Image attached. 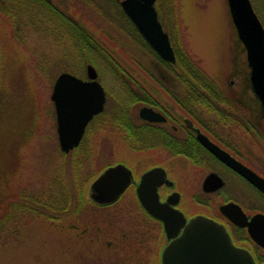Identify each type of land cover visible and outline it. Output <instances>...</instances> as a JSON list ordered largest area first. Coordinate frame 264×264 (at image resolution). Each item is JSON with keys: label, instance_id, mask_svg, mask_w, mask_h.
Listing matches in <instances>:
<instances>
[{"label": "rangeland", "instance_id": "374dc122", "mask_svg": "<svg viewBox=\"0 0 264 264\" xmlns=\"http://www.w3.org/2000/svg\"><path fill=\"white\" fill-rule=\"evenodd\" d=\"M166 1L173 5L171 12L166 11L173 17V23L168 26H172L170 29L175 37H180L181 52L196 57L203 70L221 86L229 100V96H232L230 90L242 94L241 100H255L256 96L248 86L249 69L245 51L236 41L226 0ZM93 2L96 8L81 2L80 18L84 20L81 22L90 29L98 43L125 61L126 65L135 68L130 59L132 56L143 59L144 52L135 44V33L131 26L125 23L123 27L106 0ZM14 15V11L0 12V219L8 212L10 203L19 191L42 193L43 186L48 184L47 178L56 175L55 171L61 167L64 156L57 141L54 108L50 99L52 85L62 71L83 77L85 65L88 64L79 61L83 50L81 47L74 53L73 45L78 41H74L76 35L72 31L60 30V26L55 30H51V26L18 27L11 23L12 19H16ZM163 17L166 24L167 15L163 14ZM84 48L85 51H97L92 45ZM89 58L95 65L89 63L95 68L98 66V79L104 88L118 95L117 78L111 74L109 66L106 67L103 57L94 53ZM148 87L160 92L159 84H149ZM109 97L112 101L113 97ZM164 98L170 100L169 96ZM136 105L133 106L135 112L140 103ZM93 131L94 134L89 138L92 149L96 151L90 160L93 161L91 166L96 175L107 163L121 162L130 166V161L136 159L137 162L131 163H137L135 170L139 171L143 161L138 160L143 157V152H128L127 149L132 146L118 140L111 132L98 130L95 134L96 130ZM242 131L238 132L242 151L261 154L259 148L245 135L244 129ZM183 170L177 173V187L183 196L181 207L186 211V208L192 209L189 208L190 189L185 184ZM94 178L91 177L85 184V199H88L89 185ZM222 193L232 199H242L230 186H226ZM129 194L127 190L124 197L129 198ZM56 200L54 205L58 210L50 212V215L59 220L32 217L16 221L13 230L16 238L10 236L11 232L0 236V264H127L121 260L122 254L125 255L123 251H119L118 256L116 253L109 254V246L105 243L109 236L82 231L83 227H90L87 225H90L95 215L91 213L90 207L87 212L79 210V215L65 216V205L60 204L59 199ZM254 203L258 210H264V202L259 197ZM10 215L14 220L18 217L16 213ZM103 221L99 216L96 223L104 226ZM8 224L9 220L3 226L7 227Z\"/></svg>", "mask_w": 264, "mask_h": 264}, {"label": "flooded vegetation", "instance_id": "af4514ba", "mask_svg": "<svg viewBox=\"0 0 264 264\" xmlns=\"http://www.w3.org/2000/svg\"><path fill=\"white\" fill-rule=\"evenodd\" d=\"M89 1L92 2L93 0ZM114 1L122 10V0ZM81 2L82 0H0V12L1 10L5 13L14 11L16 19H12L11 23L15 26L18 25V27L41 26L48 28L51 24L60 26L58 19L66 15L70 19L69 27L74 28L72 31V34L76 35L74 41H78L81 37ZM109 5L113 7V2ZM153 5L161 26L170 38L173 35V30L170 29L172 26L169 27L168 24L173 23V17L166 11L171 12L173 5L168 4L166 0H154ZM18 11L21 12L20 15ZM163 14L167 15L166 24L164 23ZM127 20V24L136 29L128 17ZM83 78L86 79V76ZM167 87V85L159 84L160 92L153 93L154 97L150 101L141 102L138 105L137 112L133 110V107L131 121H124V135H129V132L132 131L141 140V146L128 148L127 151L144 153L143 157L138 160L143 161L142 168L140 167L139 171H136L135 165L137 163H131L137 162V159L131 160L130 166L123 163L130 169L132 181L114 201L98 203L88 198L91 203V213L95 215L92 217L90 225H87L90 227H83L82 231H91V233L109 236V240L105 242L109 246V254L116 253L118 256V252L123 251L125 255L122 254L121 260L127 262V264H161L160 253L168 242L163 231L162 222L145 210L135 191L140 175L144 171L161 167L166 178L172 181V185L169 186L163 182L157 188L160 201L166 200L170 193L177 191L179 200L174 207L183 212L187 219L194 215H204L220 222L225 226L234 245L247 249L255 264H264V228L257 226V234L252 237L248 234L246 226L234 224L222 214L219 208L221 204L234 202L242 209L247 220H250L256 213L264 214V210H258L254 203L257 197L264 202V193L215 156L198 138L199 134L203 135L211 143L217 145L258 176L264 178V128L262 122L264 110L256 98L251 102H247V100H241L242 94L231 90L230 100L197 101V106L188 107L186 102L176 100L174 96L170 100L163 99V97L170 95L165 90ZM172 87L175 86L172 85ZM219 88L222 95L226 97L221 86ZM105 96H107L106 93ZM253 104L256 106L253 107ZM232 105L236 106L235 109H230L233 108ZM141 107L151 108L158 112L160 117L156 120L141 117L139 115ZM104 108L105 105H103L102 111L105 110ZM107 112L109 118V107ZM96 116L94 115L93 120L91 119L86 125L83 137L87 134L89 125L94 123ZM131 122L134 125H131ZM107 125L104 130L109 133L111 132L109 131V123ZM242 129H244L245 135L259 148L261 154L244 153L242 151L238 135V132H241ZM97 130L99 129H96L95 134L98 132ZM93 132L89 136H92ZM77 151L90 154L95 153L96 150L81 148ZM157 152L160 153L156 156ZM116 163L110 162L104 166L107 167ZM182 165L184 168V172H182L185 174L186 179L185 184L190 189L188 196H190L191 206L189 208L192 210L186 208L187 212L181 207L183 196L177 187L179 182L177 173L183 169H181ZM211 173L214 174L216 180L220 178L222 184L214 190H207L204 186L205 178ZM207 185L213 184L208 181ZM226 186H230V189L239 198L241 196L243 201L241 198L240 202L238 199L224 196L222 190ZM127 190L130 193L129 198L124 197ZM99 216L105 220L103 221L104 226L96 223ZM258 225L264 227V223Z\"/></svg>", "mask_w": 264, "mask_h": 264}, {"label": "water", "instance_id": "95a60500", "mask_svg": "<svg viewBox=\"0 0 264 264\" xmlns=\"http://www.w3.org/2000/svg\"><path fill=\"white\" fill-rule=\"evenodd\" d=\"M153 1L122 0L121 6L149 46L162 59L174 62V51L157 19ZM226 4L237 38L245 50L251 88L264 109V27L250 0H226ZM86 76L87 79H82L63 71L53 83L50 99L55 110L59 146L64 152L79 144L86 124L103 108L105 93L92 64L86 65ZM139 115L150 120L160 117L158 112L149 107H141ZM198 138L215 156L264 193V178L203 135L199 134ZM214 177L211 173L205 178L204 186L207 190L221 186L220 178L216 180ZM131 181V171L124 164L110 165L90 183L89 196L98 203L112 202ZM208 181L213 185L208 186ZM163 182L172 185L164 170L154 167L140 175L135 187L141 205L162 222L168 242L160 253L161 264H255L247 249L233 244L223 224L204 215H194L187 219L183 212L175 208L179 200L177 191L160 201L157 188ZM219 208L234 224L246 226L252 237L257 234V226L264 228L258 225L264 223V214L256 213L247 220L239 205L234 202L221 204Z\"/></svg>", "mask_w": 264, "mask_h": 264}, {"label": "trees", "instance_id": "16d2710c", "mask_svg": "<svg viewBox=\"0 0 264 264\" xmlns=\"http://www.w3.org/2000/svg\"><path fill=\"white\" fill-rule=\"evenodd\" d=\"M82 2L86 6L88 5L96 8L93 6V1L82 0ZM106 2H113V10L117 19L122 23L123 27L126 26L125 23L127 24L128 20L121 8L117 6L114 0H106ZM251 2L264 27V0H251ZM261 9L263 10V14H261ZM18 13L19 15L21 14L20 11H18ZM58 20L61 24L60 30H74L73 27H69L68 23L70 19L66 15ZM81 21L84 20L81 19ZM57 28L58 26L51 24V30ZM132 32L135 33V35L132 34L135 36V44L144 52L143 59L135 58L134 56L130 59L134 66H136L135 68L126 65L125 61H121L120 58L109 52V49L104 47L101 43H98L85 23H81V37L78 43L76 42L73 45L74 53L76 54V52L79 51V47L83 49L82 56L79 58L81 64L93 62L91 58H89L90 54L97 53L101 55L106 62V67L109 66L111 74L115 75L117 78L116 83L119 93L117 95L116 92L114 93V91L111 90L112 93H110L107 90L108 101L105 110L94 118V123L89 125L87 134L84 136L81 143L74 150L63 153L64 160L60 164L61 167L57 169V172L55 171L56 175L53 174L50 176L51 178H47L48 184L43 186L44 190L42 193L19 191L14 201L10 203L8 212L0 219V236H6L11 232L10 236L16 238L13 232L16 227V221L29 220L32 217H45L49 220H59L50 215V212L58 210L54 205L57 201L56 199H59L60 204L65 205L63 208L65 216L79 215L81 213L80 211L85 210L87 212L90 209L91 203L88 199H85L86 194L84 188L87 181L91 177H94L95 174L91 166V162L93 161L90 160L95 154L79 152L77 150L81 148H92L89 135L94 129H106L108 123L109 131H111L113 135H116L118 140L120 139L132 147L141 146V140L139 137H136L132 131L129 132V135H124L123 124L126 120L131 121L130 117L132 116L133 106L143 101L145 102L146 100L150 101V99H153V93L157 90L148 87L149 84L167 85L168 87L165 90L170 94L169 97L172 98V96H174L176 100L186 102L188 107L197 106V101L203 102L212 99H228L222 95L219 85L203 70L199 64V60L192 54L190 55V53L181 52L180 46H182V43L180 42L179 36L175 37V35H172L170 37L175 53V62L171 63L161 59L142 36L139 35L136 29L132 28ZM236 41L239 42L238 40ZM89 45L95 47L97 51L94 52L91 51V49L85 51L84 46ZM96 68H98V66H96ZM172 85L175 87H172ZM109 95L113 97L112 101ZM108 107L109 118L107 115ZM130 124L134 125L132 122ZM11 213L18 214L16 220L11 217ZM8 220V226L4 227L3 223L8 222ZM15 232L17 234V231Z\"/></svg>", "mask_w": 264, "mask_h": 264}, {"label": "bare ground", "instance_id": "6f19581e", "mask_svg": "<svg viewBox=\"0 0 264 264\" xmlns=\"http://www.w3.org/2000/svg\"><path fill=\"white\" fill-rule=\"evenodd\" d=\"M122 7V6H121Z\"/></svg>", "mask_w": 264, "mask_h": 264}]
</instances>
